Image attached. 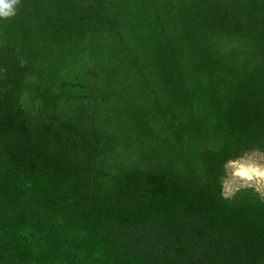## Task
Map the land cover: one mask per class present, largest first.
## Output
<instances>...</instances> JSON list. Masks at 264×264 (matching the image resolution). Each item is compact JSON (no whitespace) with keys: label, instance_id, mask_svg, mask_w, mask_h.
<instances>
[{"label":"trees","instance_id":"16d2710c","mask_svg":"<svg viewBox=\"0 0 264 264\" xmlns=\"http://www.w3.org/2000/svg\"><path fill=\"white\" fill-rule=\"evenodd\" d=\"M0 18V264H264V0H18Z\"/></svg>","mask_w":264,"mask_h":264},{"label":"rangeland","instance_id":"374dc122","mask_svg":"<svg viewBox=\"0 0 264 264\" xmlns=\"http://www.w3.org/2000/svg\"><path fill=\"white\" fill-rule=\"evenodd\" d=\"M225 170L222 182L225 197H231L238 189L250 187L264 198V153L249 152L227 163Z\"/></svg>","mask_w":264,"mask_h":264},{"label":"clouds","instance_id":"9594fccd","mask_svg":"<svg viewBox=\"0 0 264 264\" xmlns=\"http://www.w3.org/2000/svg\"><path fill=\"white\" fill-rule=\"evenodd\" d=\"M18 0H0V18H9L15 15V5Z\"/></svg>","mask_w":264,"mask_h":264},{"label":"bare ground","instance_id":"6f19581e","mask_svg":"<svg viewBox=\"0 0 264 264\" xmlns=\"http://www.w3.org/2000/svg\"><path fill=\"white\" fill-rule=\"evenodd\" d=\"M243 174H247V173L244 172Z\"/></svg>","mask_w":264,"mask_h":264}]
</instances>
